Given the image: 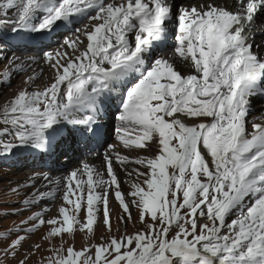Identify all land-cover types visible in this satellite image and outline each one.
Returning <instances> with one entry per match:
<instances>
[{
  "label": "snow or ice",
  "instance_id": "1",
  "mask_svg": "<svg viewBox=\"0 0 264 264\" xmlns=\"http://www.w3.org/2000/svg\"><path fill=\"white\" fill-rule=\"evenodd\" d=\"M46 2L0 0V25L11 24L14 30L23 27ZM92 2L61 0L54 15L38 28H48ZM172 12L171 0H107L91 17L101 22L86 34L83 54L73 59L58 52L53 58L52 52H44L57 75L44 91H20L0 113V155L7 156L15 145L40 138L58 118L91 123V115L76 118L69 109L106 86L115 70L133 60L145 41L162 30ZM261 12L264 0H233L223 7L215 0H188L182 5L173 55L187 62L190 74L176 70L168 58L155 59L151 70L127 93L118 116L117 140L125 148L153 154L130 159L109 145L99 167L83 162L58 177L51 172L30 177L26 187L35 190L20 203L30 207L40 198L62 192L59 218L45 221L44 213L50 210L45 206L16 227L0 229V264H5V258L16 259L24 241L44 222L61 227L67 220L72 224L70 233L75 224L93 232L102 208L104 225L111 231L109 195L122 206V222L125 217L132 219L130 208L134 206L144 229L111 236L80 250L52 247L53 254L41 258L43 264H264V124L253 122L249 130L246 119L250 97L264 95L260 86L264 57L253 51L247 34ZM133 27L137 29L135 48L129 53L126 34ZM61 55L67 57L63 64ZM84 57L88 63H77ZM23 70H10L9 75ZM130 129L138 134L128 136ZM130 163L138 167L126 173L129 177L135 173V177L125 193L114 164ZM249 192L259 195L246 212L229 219L230 210ZM82 212L83 222L79 219ZM9 214L18 213L0 215ZM65 233L69 232L53 233V239ZM32 248L39 250L40 245H30L17 264H27L35 255Z\"/></svg>",
  "mask_w": 264,
  "mask_h": 264
},
{
  "label": "bare ground",
  "instance_id": "2",
  "mask_svg": "<svg viewBox=\"0 0 264 264\" xmlns=\"http://www.w3.org/2000/svg\"><path fill=\"white\" fill-rule=\"evenodd\" d=\"M108 2L119 3L120 0H108ZM193 2L203 3V0H193ZM209 2H212V0H209ZM232 2L233 0H215V3L221 7L226 4L230 5ZM106 3L107 0H93L90 6L83 8L75 14L68 15L66 19H64V22H54L48 29L42 31L43 29H39L38 26L46 18L54 15L56 9L61 4V0H47L45 5L42 7L44 8L43 10H45V8L47 9L43 19H40L41 23L37 24V21H33L32 25H26L25 22V26L21 27L17 33L12 32L13 34H11V32H7V30L2 31L5 35L4 37H0V39L2 41L7 40L8 46L10 48L12 47L11 49L14 51V55L8 58L7 52L4 54L3 59L7 58L6 73L4 75V79L1 80V84L2 86L7 83L9 84L10 80V83H14V86L8 89L11 91L6 92L5 94H2V91H0V113H3L4 108L8 107L12 103L15 97L19 94L20 90L28 93L41 92L46 88H49L51 83L54 82L57 73L51 69L48 61L42 54L43 50L47 46L55 42L56 45L47 49L49 52L54 54L53 58H55V54L58 52L61 54L67 53V57H72L73 59H75L76 56L83 54L87 45L86 34L94 30L95 26L101 21L93 19V21L90 20L91 22H88L86 20L88 23L82 28L79 27L81 30L77 33L75 32L76 34L65 35V33H69V31L71 32L75 25L84 21L94 12H97L99 8ZM171 3L173 5V12L165 20L162 30L159 33L153 34V36L149 37L145 41V47L141 46V51L137 54V56L133 58V60L128 61L127 64L116 69L115 73L107 79L106 86L97 89L94 93H90L89 99L82 101L79 104H75L69 109L71 114L76 118L91 115L93 117L91 123H69L62 118H58L55 123L44 130L43 135L40 138L17 144L12 148L9 157L16 159L18 155H21L31 158L32 165L30 166L28 163H22L27 169L21 171L20 174L22 176L26 175V177L23 178V183L20 184V188L22 193H27L28 199L35 189L28 188L26 185L31 183L30 177L37 173L51 172L54 177H58L71 171L77 166H80L83 162H88L98 167L100 166L103 158L102 154L108 150L107 149L101 152V147L105 142V138H103L102 134L106 132L108 127H111L113 132L116 131L117 134V128L120 121L116 118L117 114L115 115L114 112H118L119 116L122 111V106L126 102V99L124 100V96L126 94L127 86L133 82L135 78L141 75L143 71L144 73L146 72L152 60H155L153 58L156 53H162L161 56L168 58L170 62L173 63L174 68L182 74H190V70L186 66L187 62L182 61L179 54H176L175 56L173 55V49L177 46L175 35H177L178 32V26L176 24L178 23L176 9L179 10L182 5L188 3V0H171ZM37 11H35L31 18H29L32 19V17L39 15ZM65 20H70V23ZM133 23L137 22L133 21ZM24 28H27L28 31L24 30ZM131 29L133 30L131 34H126V37L128 35L127 40L129 53L135 48V35L137 31L136 27ZM247 34L249 35V43H253V51L257 52L261 57H264V12L257 14L256 19L249 26ZM173 35L174 38L171 39ZM74 41H78V43H73ZM66 42L67 45L71 46H67ZM256 45H259V47H256ZM27 50H32L31 52H34V59H29L25 56L24 52ZM165 50L168 51H166L163 55ZM111 51L114 50H110V52ZM142 55L146 58L141 59L140 57ZM67 57L61 55L60 60L62 64L66 62ZM147 58L149 59L146 60V62H143L144 59ZM36 60L38 61L36 62ZM13 61H15V63H13ZM77 63H88V57H84L81 61H77ZM135 65H141L142 67L141 69L139 67L137 69L134 67ZM18 68H23L24 70L19 72L11 71V75H9L10 70ZM128 70H130L129 78H119L122 74H125L126 72L128 73ZM260 86L264 87V79L260 81ZM91 87L92 85H89V88ZM61 95L63 96V89L61 90ZM250 101L251 109L246 118L248 120L249 130H251L253 122L264 124V95H252L250 97ZM72 108L74 109L72 110ZM137 134V130L131 129L127 133L128 136L132 137H135ZM111 145H114L116 150L119 151L121 155H128L130 159H134L136 156H150L153 154V151L149 150L125 148L123 143L118 141L117 138L116 142ZM90 151L92 154L86 155V153ZM60 154H65L66 156L59 160ZM37 167L41 168L37 170L35 169ZM114 167L119 179L122 182V190L127 193L130 190V183L135 177V173H133L132 177L127 176L126 173L132 171L138 166L130 163L126 166L114 164ZM100 170L103 171L102 168ZM140 170L144 171L142 167ZM104 179L108 180L109 177L105 175ZM42 183V181L38 182L36 186L39 187ZM21 185L25 186L21 187ZM258 195L259 193L249 192L244 201L238 203L230 210L228 218L235 219L238 214L246 212L247 207L251 206L252 199ZM53 198L54 197H43L39 199L37 197L39 200L31 203L33 213L38 212L47 206L50 210L44 213L43 218L45 221L53 218V216L58 213V207L61 204L62 197L55 203L54 206L52 204ZM114 204L115 205L112 209L113 213H110L111 231H109L108 228L99 221L100 219L98 217V222L94 225V236L101 235L104 238H110L111 236L119 237L121 233L131 235L144 229V225L140 223L139 211L134 206L130 209L132 219L128 220L125 217V221L122 222L121 217L125 216L122 212V206L119 205L116 199ZM101 211H103L102 208ZM81 214L84 218L83 221H85V213H80L79 217H81ZM83 221L81 220V222ZM124 222L127 224L126 227L128 229H119L120 224ZM45 223L47 222H44L42 226L39 227L42 228ZM67 223L70 222L65 220L64 224L68 225ZM68 226L66 227L65 232H69ZM60 228L61 227H58V232H61ZM81 233L88 236V231L86 229H81V227L76 229V236L81 235ZM62 236H64V234ZM42 244H38L40 245V248L43 246ZM29 246L30 244L27 245L24 243V247L21 248L20 251L29 248ZM46 246L47 244H44V247Z\"/></svg>",
  "mask_w": 264,
  "mask_h": 264
},
{
  "label": "rangeland",
  "instance_id": "3",
  "mask_svg": "<svg viewBox=\"0 0 264 264\" xmlns=\"http://www.w3.org/2000/svg\"><path fill=\"white\" fill-rule=\"evenodd\" d=\"M43 9L44 8H41V9H39L37 11V13L39 15H36V16L32 17V19H30L31 17L29 19H27L26 20V25H32L33 24L32 23L33 21H37V24L41 23V20L43 19L44 15L46 14V9L47 8H45V10H43ZM178 11L179 10L176 9V14L178 13ZM96 13L97 12H94L91 16H88L89 19L86 18L81 23L75 25L76 27L74 26V28L71 30V32L70 31H69V33L66 32L65 35L66 34H70V35L76 34L88 22L93 21V19L91 17L95 16ZM73 14H75V13H73ZM70 15H72V14H70ZM64 19H66V17H62L60 19H57L55 21V23H57V22L58 23H62V22H64ZM86 20L88 22H86ZM65 21H67L68 23H70V20H65ZM176 24L178 26V23H176ZM77 27H78V29H77ZM79 27H81V28H79ZM20 28L14 30V26L11 25V24H3V25H0V37H4V35H5V33L3 34L2 31L7 30V32H11V34H13V33H17ZM48 28H44L42 31H45ZM24 30L28 31L27 28H24ZM132 31H133L132 29L129 30L127 32V34L129 33L128 35H130ZM128 35H127V37H128ZM172 38H174V35L171 37V39ZM144 44L142 46L145 47ZM54 45H56L55 42L53 44L47 46L43 50V53L46 52V51L49 52L47 49L50 48V47H53ZM0 48H2V50H3V51H0V81H1L2 79H4V75L6 73V61H7V58L3 59L4 54L7 52L8 58H10L11 56L14 55V51L11 49L12 47L10 48L8 46L7 40L2 41L0 39ZM168 50H165L163 52V55ZM31 51L32 50L25 51L24 52L25 53V56H27L29 59H34V57H35L34 56V52H31ZM26 52H27V54H26ZM161 55H162V53H160V52H159V54L156 53L154 55V58L153 59H157V57H160ZM140 58L142 59V58H146V57L144 55H142ZM148 59L149 58L144 59L143 62H146V60H148ZM37 61L38 60H36V62ZM153 61L154 60H152V62ZM152 62L150 64V66L147 68V70H146L145 73L143 71L141 75H139L137 78H135L133 80V82H131L127 86V88H126V94L124 96V100L126 99L127 93L131 90V88L133 87V85H135L142 78L143 75H145L149 70H151V67H152V64H153ZM126 64H127V62H126ZM104 67L108 68L109 65L107 63H105L104 64ZM134 67H136L137 69L139 67L141 69L142 66L141 65L140 66L135 65ZM130 70H128V73L126 72L125 74H122L119 78H129V76H130L129 75V71ZM130 74H131V72H130ZM111 79H113V78H111ZM13 86H14V83H9V84L7 83V84H4L3 86L0 83V91H2V94H5L6 92L11 91V90H8V89L12 88ZM63 87L64 86H62V89H63ZM98 89H100V88H98ZM73 109L74 108H72V110ZM114 113H115V115L117 114L116 115V118H118V112L115 111ZM115 135H116V131L113 132V130L111 129V127H108L107 130H106V132H104L102 134L103 138H105V142H104V144L101 147V152L107 150L108 149L107 147L109 145H111L112 143L116 142ZM102 136H101V138H102ZM0 151H2V149H0ZM90 154H92L91 151L88 152V153H86V155H90ZM65 156H66L65 154H60L59 160H61ZM11 158L12 157H9V154L7 156L0 155V214H2L4 212H8V213H18V214H9L7 216L0 215V229H10V228L16 227L20 221L26 219L29 215H31L33 213V208L31 207V205L29 207L28 205H25L23 203H20V201H24L25 199H28V195H26V193H22L21 192L22 190L20 188V184L23 183V180H24L23 178H25L26 175H23L22 176L20 174H21V171L27 169V168H25L23 166L24 163H28L30 166L32 165L31 164V158H27V156L24 157V156H21V155H18V157L16 159H14V158L11 159ZM36 165H38V164H36ZM40 168L41 167H37L35 169L39 170ZM18 187H19V191H14ZM61 197H62V192L61 193H57L54 196L53 202H52L53 206L55 205V203ZM113 200L115 201L114 196L109 195V211H110V213H113L112 212V209H113V206L115 205ZM55 216L56 217L58 216V218H59V214L58 213H56L53 217H55ZM81 217H79V219H80V221L81 220L83 221L84 218H83L82 214H81ZM110 217H111V215H110ZM99 219H100L99 221L104 224V222H103V211H101L99 213ZM124 221H125V219H124ZM67 224L69 226L63 224L61 226L60 230L61 231H65L66 230V227L68 226L69 233L64 234V236H57L54 239H53V233L58 232L57 231L58 230V227H51L48 223H45L42 228L38 226L30 234L29 238L24 241V243L27 244V245H29V244L30 245H37V243L38 244L39 243L40 244L43 243L42 244L43 246L41 248H39V250H36L35 248H32L31 249L33 252H35V255H32L31 256V258L28 260L27 264H43V261H42L41 258L42 257L47 258L48 256L52 255L53 253H51L49 251V249H51L52 247H54V248L55 247H57V248L63 247L64 249H66L69 246H74L76 250H80L83 247L92 246V245L98 244L103 239H105L101 235L100 236H94L93 235L94 234V230H93V232H88V236L85 235V234H82V233H81V235L76 236L75 235L76 229H79L80 228V225L79 224L78 225L75 224L74 225V232L73 233H70L72 231V224L71 223H67ZM126 226H127V224L125 222L124 223H121L120 226H119V229H122V230L123 229H128ZM91 234H92V236H91ZM123 235H126V234L125 233H121L120 234V236H123ZM44 244H47V246L44 247ZM28 249L29 248H26V249L20 251V255H23V253L25 251H27ZM20 255H18L16 257V259H10V258L8 259V258H5V264H17V260L20 258Z\"/></svg>",
  "mask_w": 264,
  "mask_h": 264
}]
</instances>
